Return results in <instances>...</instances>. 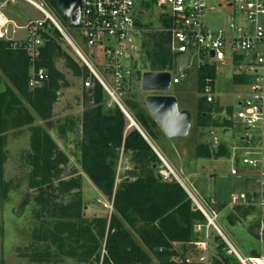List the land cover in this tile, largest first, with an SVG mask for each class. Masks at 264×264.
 Instances as JSON below:
<instances>
[{
    "label": "trees",
    "instance_id": "16d2710c",
    "mask_svg": "<svg viewBox=\"0 0 264 264\" xmlns=\"http://www.w3.org/2000/svg\"><path fill=\"white\" fill-rule=\"evenodd\" d=\"M46 1L60 13L56 0ZM150 4L151 2L146 3V6ZM62 18L67 24L66 18ZM166 24L164 21V25ZM144 26L151 25L145 23ZM41 38L43 43L38 47L33 62L24 50L13 49L8 42L0 40V84L6 81L5 89L0 90V189L5 185V125L8 122L18 124L23 117L31 124L34 119L28 110L31 108L37 117L45 122L48 129L54 127L53 103L62 78L61 72L56 68L57 59L62 58L68 68L82 76V80L89 75L85 66H78L63 51L61 42L65 40L52 24L44 25ZM143 40L144 71L170 70L174 65L175 55L169 48V33L146 30L143 32ZM32 65L36 69H44L46 73L45 80L37 87L28 85ZM134 75L140 79L141 73L137 70ZM207 78L214 85L213 65L198 69L197 84L200 91ZM241 80L239 76H233L235 83H240ZM107 99L98 83L84 93L85 108L80 117L82 137L77 155L83 173L112 204V210L108 216L95 217L90 231L87 226L83 228V233L77 227L74 228L77 235L70 231L69 236L62 237L64 229H61V233L59 230L49 233L43 229L36 233L38 241H51L50 245H46L43 255L38 253L39 261H48L49 256L60 254L72 257L78 254L77 257H83L81 261L90 260L91 264H203L195 259L201 250L194 244L195 239L202 238V233L196 234L193 225L205 222L204 216L199 210H193L191 200L176 181H163L158 175L161 160L150 140L154 141L162 134L159 125L145 108L140 107L136 101L126 99L123 102L124 107L142 134L137 128L129 125V120L117 104L113 103L111 107H107ZM219 109L214 102L209 103L203 96L199 97L195 126L204 130L216 126L228 127L231 121L227 117L214 119L213 112ZM38 129V162L41 167V183L46 187L40 195L45 196L42 211L51 219L81 218L80 200L75 199L65 205H57L49 200L50 194L55 190L61 196H79L81 182L72 177L75 174L73 170L68 174L71 177L66 175L62 176V179L59 178L64 166L69 163V156L45 129ZM228 154V147L222 142L214 146L203 140L198 141L195 146L197 158H218ZM120 155L130 165V169L125 171L119 183L115 184ZM55 182L58 183L56 188ZM220 207H225V204L220 203ZM234 207V213L229 217L232 222L246 218L255 211L252 206ZM237 214H240V217H237ZM135 220L141 223L136 229L138 240L126 228V224L134 228ZM260 228L261 222L258 219L253 225V232L259 235ZM103 240L104 249L101 253ZM215 240L219 242L214 244L216 252H211V264H240L233 253L227 255L224 252L225 244L218 235ZM49 246L55 247L54 252L47 250ZM187 257L189 261L185 260Z\"/></svg>",
    "mask_w": 264,
    "mask_h": 264
},
{
    "label": "rangeland",
    "instance_id": "374dc122",
    "mask_svg": "<svg viewBox=\"0 0 264 264\" xmlns=\"http://www.w3.org/2000/svg\"><path fill=\"white\" fill-rule=\"evenodd\" d=\"M48 7V10L62 24L67 25L60 13L49 4ZM5 11L20 25L26 24L28 20H41L44 18L42 12L22 0H17ZM157 17L158 10L156 8H153L148 14L144 13L142 20L144 23L151 25L148 26V30L154 31L151 27H158ZM232 17L235 18V22L242 20V15L236 12L233 7L223 5L221 8H216L214 12L208 13L205 21L210 27H222L232 20ZM12 29L13 27L9 26V38L12 37L18 40L25 34L21 29H16V32L13 33ZM67 31L76 39L77 34L80 37L78 27ZM61 47L81 67L80 60L66 41L61 42ZM190 53V66L183 71V74H186L185 76H181L182 72L176 65H173L169 70L170 75L178 77L180 81L177 84H172L169 91L166 92L176 97L181 109H188L191 112L188 134L186 137L169 138L162 132L157 139L150 140V143L174 170L181 173V176L191 183L199 200L203 202L202 199L204 198L205 202L211 204L218 211V225L229 242L241 255H264V252H262L264 251V245H262L260 235L253 232V225L261 217L260 210L256 209L250 217L241 218L236 222L230 221L229 218L234 213V206L237 205L233 202L238 203L240 201L239 194L255 187L252 179L249 178V181L246 182L241 175L230 174L232 166L230 152L236 144L240 146L239 137L242 133V122L236 118V112L239 110L237 96L244 93L243 91L246 88L244 81L246 79L241 80L240 83L233 81L237 69L230 60L209 61L215 67L214 104L220 108L213 112V117L214 119L231 118V124L227 127L228 131H224L225 127L220 126L213 129L222 143L228 147L229 154L218 158H197L195 156L196 143L203 140L211 143L212 139L208 133L209 129H198L194 124L196 104L202 93L197 84L198 68L196 63L199 58H194L193 53ZM93 62L96 70L102 73L101 64L97 61ZM127 64H132V68L136 71L139 70L140 73L145 70L142 56H139L134 63L127 62ZM56 68L61 72L62 78L59 81L60 87L56 92V100L53 103L52 121L54 127L48 129L45 122L37 117L31 108H28L34 118L31 124H28L26 118L23 117L18 124L8 122L5 125V185L0 189V264H91L90 260L81 261L83 257H77L78 254L74 257L61 254L55 257L49 256L48 261L40 262L38 253L40 252L43 255L46 245H50L51 241L50 239L43 242L38 241L36 233L42 229L49 233L58 232L59 230L61 233V229H64L63 232L65 233L62 234V237H65V235L69 236L71 234L70 231L76 234L74 229L76 227L80 231L82 230L83 233V228L86 226L89 231L92 230L95 217L108 216L111 212L110 202L83 173L77 155L82 137L80 117L85 108L84 93L86 89L83 88L82 76H78L72 69L68 68L62 58L56 60ZM134 74L123 83L118 91L120 102L124 107L123 102L129 99L136 101L140 107L145 108L144 98L150 92L142 90L141 80L136 78ZM5 85L6 81L4 80L0 84V90H4ZM108 101L109 99H107ZM40 127L45 129L69 156V163L64 166V171L59 178L62 179V176L68 175L73 170L75 174L72 177L78 178L81 182L79 196L76 194L61 196L55 190L52 191L53 194H50L49 200L57 205H65L75 199L80 200L82 202L80 206L81 218H76V220L51 219L48 214L42 211L45 196L40 195L46 187L41 183V167L38 162L40 155L38 128ZM211 145L214 144L211 143ZM236 151L242 153L240 149L234 150V152ZM237 166L241 174L243 172L250 175L254 174V169L243 164L241 160L237 161ZM69 177L71 176L68 175ZM57 184V182L54 183L55 188ZM211 199L214 200L213 203L209 202ZM220 203H224L225 207L221 208ZM237 217H240V214H237ZM140 226L141 223L137 220H135L134 228L126 224V228L132 232L137 240L138 232L136 229ZM203 232L204 230L201 232L202 236ZM209 233L210 244H217L219 241L215 240L217 235L215 230L210 228ZM37 237L40 238V236ZM72 237L74 236L72 235ZM49 249L54 252L55 247L49 246L47 250ZM103 249L104 240L101 241V253ZM224 252L227 255L232 254L226 244ZM55 260L58 261L55 262Z\"/></svg>",
    "mask_w": 264,
    "mask_h": 264
},
{
    "label": "built area",
    "instance_id": "2783aa9c",
    "mask_svg": "<svg viewBox=\"0 0 264 264\" xmlns=\"http://www.w3.org/2000/svg\"><path fill=\"white\" fill-rule=\"evenodd\" d=\"M16 1L0 0V40L8 42L13 49L24 50L33 62L38 47L43 43L41 32L44 25L52 24L73 49L81 64L88 69L89 75L83 80V88L88 90L98 83L109 99L107 107L115 103L126 111L120 102L118 91L136 71L132 64L128 65L127 62L134 63L142 56L143 32L148 30L142 18L144 13H150L153 8L158 10L159 25L151 28L154 31L169 33V48L175 55L174 65L178 67V59L181 56L188 57L186 67L180 70L181 76L186 75L183 71L190 66V52L194 58H199L196 63L198 69L212 65L210 60H230L237 69L234 75L243 81L246 79L244 93L237 96L239 110L236 112V118L242 122V133L239 137L240 146L236 144L230 152V174L241 175L246 182L250 178L255 184L252 189L239 194L238 203H233L259 209L261 222L264 218V0H80V37L77 34V39L67 31L77 27L68 28L69 26L62 24L48 10L46 0H22L42 12L44 18L28 20L24 25L17 24L5 11ZM150 2V6H146V3ZM223 5L233 7L242 15V20L235 22L232 17V20L222 27H210L205 21L206 15ZM9 26L13 27V33L16 29H21L25 33L24 36L18 40L9 38ZM93 61L101 64L102 73L96 70ZM45 78L44 69H36L32 65L28 85L40 86ZM179 81L178 77L171 76L170 85ZM213 90L214 85L207 78L201 93L209 103L214 102ZM227 119L231 120L230 117ZM224 131H228L227 127ZM208 133L212 139L211 143L214 146L220 145L222 141L214 129H210ZM153 149L161 160L159 177L163 181H176L191 200L193 210H199L204 216V223L197 222L193 225L196 234L204 230L202 238L194 241L195 246L201 250L195 258L196 261L211 264L210 255L215 246L209 242V229L213 228L240 264H264V255L243 256L239 253L218 225V211L205 202L204 198L203 202L199 200L191 183L174 170L155 148ZM236 149L242 150V153L234 152ZM238 160L254 169V174H241L237 166ZM129 169L130 165L120 155L115 184L119 183L124 172ZM209 202L213 203L214 200ZM185 260L190 259L187 257Z\"/></svg>",
    "mask_w": 264,
    "mask_h": 264
},
{
    "label": "water",
    "instance_id": "95a60500",
    "mask_svg": "<svg viewBox=\"0 0 264 264\" xmlns=\"http://www.w3.org/2000/svg\"><path fill=\"white\" fill-rule=\"evenodd\" d=\"M56 1L61 15L64 16L67 20L68 26L78 27L80 25L81 15L80 0ZM212 55L213 53L211 52L210 56ZM187 62L188 57L186 55L181 56L178 59L179 70L185 68ZM170 78L171 75L168 71L146 70L142 72L141 88L143 91L150 92L144 98V105L148 113L156 121L161 131L167 137H186L191 123V112L188 109H181L178 105L176 97L174 95L166 93L171 87ZM122 111L129 120V125L134 126L142 133L139 126L128 114V112L124 111L123 109ZM144 137L146 138L145 135ZM259 235L262 245H264V218L261 219V228ZM212 251L216 252V248L213 247Z\"/></svg>",
    "mask_w": 264,
    "mask_h": 264
},
{
    "label": "crops",
    "instance_id": "0c3cea01",
    "mask_svg": "<svg viewBox=\"0 0 264 264\" xmlns=\"http://www.w3.org/2000/svg\"><path fill=\"white\" fill-rule=\"evenodd\" d=\"M212 245V244H211ZM212 246H214V245H212Z\"/></svg>",
    "mask_w": 264,
    "mask_h": 264
}]
</instances>
